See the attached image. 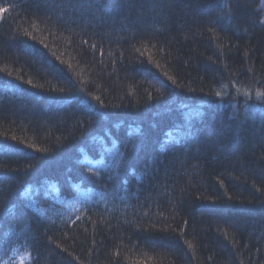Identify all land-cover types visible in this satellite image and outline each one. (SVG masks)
Here are the masks:
<instances>
[{
	"label": "trees",
	"instance_id": "16d2710c",
	"mask_svg": "<svg viewBox=\"0 0 264 264\" xmlns=\"http://www.w3.org/2000/svg\"><path fill=\"white\" fill-rule=\"evenodd\" d=\"M0 264H264L263 0H0Z\"/></svg>",
	"mask_w": 264,
	"mask_h": 264
},
{
	"label": "rangeland",
	"instance_id": "374dc122",
	"mask_svg": "<svg viewBox=\"0 0 264 264\" xmlns=\"http://www.w3.org/2000/svg\"><path fill=\"white\" fill-rule=\"evenodd\" d=\"M263 8H264V0H263ZM72 207H74V206H72Z\"/></svg>",
	"mask_w": 264,
	"mask_h": 264
}]
</instances>
